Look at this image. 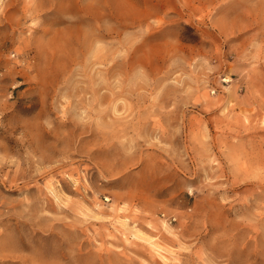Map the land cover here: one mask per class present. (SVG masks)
Here are the masks:
<instances>
[{"label":"rangeland","instance_id":"374dc122","mask_svg":"<svg viewBox=\"0 0 264 264\" xmlns=\"http://www.w3.org/2000/svg\"><path fill=\"white\" fill-rule=\"evenodd\" d=\"M0 264H264V0H0Z\"/></svg>","mask_w":264,"mask_h":264}]
</instances>
